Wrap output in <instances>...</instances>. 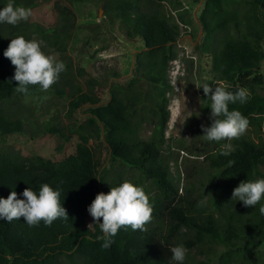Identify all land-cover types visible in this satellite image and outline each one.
Wrapping results in <instances>:
<instances>
[{
	"label": "trees",
	"instance_id": "trees-1",
	"mask_svg": "<svg viewBox=\"0 0 264 264\" xmlns=\"http://www.w3.org/2000/svg\"><path fill=\"white\" fill-rule=\"evenodd\" d=\"M37 2L15 0V4L31 9ZM100 2L105 14L119 22L128 38L138 37L144 43L135 55L136 73L127 84L112 85L108 102L76 86L69 96L70 113L86 106L84 113L89 117L85 125L96 126L98 135V123L103 125L106 160L95 159L88 144L92 134L84 125H80L83 131L76 152L60 161L41 155L24 159L14 150L0 148V196L7 198L14 190L22 194L30 187L38 190L48 183L62 190L61 202L69 214L68 221L57 219L51 226L41 222L30 227L23 217L12 222L0 220V264H61L63 259L69 264H175L170 248L177 245L175 239L181 228L194 232L187 247H201L209 261L216 258L218 264H264V215L259 213L260 205L245 207L232 199L242 181L264 178V133L259 141L246 136L231 140L233 150L228 156L220 154L227 141L207 140L211 146L206 152L208 202L191 208L171 205L178 191L163 154L170 119L168 93L173 89L168 72L170 62L178 56L176 43L182 28L192 24L189 11L179 0ZM167 2L176 17L165 11ZM7 3L0 0V8ZM60 15L53 26L30 18L15 26L0 23V140L25 131L24 122L10 109L24 94L16 92L19 82L12 79L15 66L3 53L11 39L24 36L40 41L45 53L52 50L64 54L75 23L69 8H62ZM197 22L203 34L201 48L212 55L209 85L213 90L217 85L232 91L245 87L250 99L245 104H230V110L238 109L247 117L249 127L262 126L258 114L264 113L260 92L264 86V73L260 71L264 67V0H204ZM79 72L82 74V70ZM72 76L75 72L71 70ZM66 85L65 74H60L50 88L64 94ZM29 87L30 94L44 92L38 86ZM208 95H202L201 108L210 116ZM148 115L154 118V126L150 138L141 139L138 130ZM120 165L125 173L135 171L141 182L148 181L156 188L155 195L144 188L153 205L151 219L167 214L170 218L166 231L147 229L151 219L143 230L121 228L113 238L115 242L105 249L103 241L97 239L102 235L99 225L94 221L93 227L87 224V209L98 193H108L124 181L121 172L113 171ZM217 246L220 251H215Z\"/></svg>",
	"mask_w": 264,
	"mask_h": 264
},
{
	"label": "rangeland",
	"instance_id": "rangeland-1",
	"mask_svg": "<svg viewBox=\"0 0 264 264\" xmlns=\"http://www.w3.org/2000/svg\"><path fill=\"white\" fill-rule=\"evenodd\" d=\"M37 1L30 19L45 26H53L59 22L62 8H69L73 12L75 28L68 41L67 51L64 54L52 50L47 53L65 63L66 71L61 75L65 74L68 85L63 90L66 91L64 94L60 89L49 88L46 92L29 93L15 100L10 109L24 122L25 131L0 140V148L14 150L24 159L41 155L60 161L76 152L79 133L83 131L80 125H84L92 134L88 144L95 159L104 162L107 150L102 142L105 137L103 125L98 123L101 130L99 135L94 131L96 126L85 125L89 117L84 113L86 106L70 113L69 96L76 86L100 98L101 102H108L112 85L127 84L136 73L135 55L144 47V43L138 37L128 38L120 30L119 22L105 14L100 0ZM179 1L189 11L192 24L182 28L176 43L178 56L169 64L168 75L173 89L168 93L170 119L163 154L178 191L171 205L191 208L208 202L206 152L211 146L207 145V139L203 136L202 125L210 126L211 119L201 108L204 91L198 87L209 85L213 78L212 55L201 48L203 34L197 22L204 0ZM165 11L176 17L168 2L165 3ZM71 70L75 72V76L70 78ZM79 70H82V74ZM260 71L264 73V67ZM260 92L264 96V86ZM186 111L192 112L190 118L185 115ZM258 115L262 119V126H250L242 136L259 141L264 133V113ZM153 126L154 118L148 115L139 127V137L149 139ZM54 128L56 129L53 130ZM105 165L109 167L110 162L107 161ZM118 168L119 170L113 168V171L121 172L124 181H132L148 189L150 195L157 193L150 182L140 181L139 173H125L121 165ZM167 204L170 206V201ZM168 216L167 214L165 217L151 219L146 228L154 227L166 231L170 218ZM92 221L88 214L87 224L90 226ZM193 239V231L186 228L178 231L175 239L177 245L183 244L188 249L185 261L188 264H197L200 261L218 264L216 258L209 261L208 253L201 252V247H187V241ZM215 251H220L219 246ZM61 264L69 263L63 259Z\"/></svg>",
	"mask_w": 264,
	"mask_h": 264
},
{
	"label": "clouds",
	"instance_id": "clouds-1",
	"mask_svg": "<svg viewBox=\"0 0 264 264\" xmlns=\"http://www.w3.org/2000/svg\"><path fill=\"white\" fill-rule=\"evenodd\" d=\"M33 15L30 7L15 4V0L0 8V23L17 25L27 21ZM3 55L9 58L15 66L13 80L19 82L16 92L27 95L29 86H38L40 91L46 92L66 71L63 61L56 60L52 55L42 50L40 41L18 36L11 39ZM203 91L210 98V126L202 125L204 137L208 141H227L221 146L220 154L228 156L233 150L230 143L245 134L249 127V120L238 109H231L230 104H245L250 99V93L245 87H237L235 91L217 85L213 90L204 84ZM192 112L186 111L190 118ZM62 190L54 188L48 183L40 185L38 190L26 188L22 194L15 190L7 198L0 196V220L12 222L14 219L24 218L30 227L38 226L41 222L51 226L57 219L65 222L69 220L67 209L61 202ZM22 195L23 198H18ZM233 200L243 202L245 207L260 205L259 213L264 215V178L242 181L233 191ZM88 213L98 224L102 235V247L107 249L115 241L114 237L121 228L131 227L133 231L143 230L146 222L150 221L153 205L144 188L132 181H124L111 187L108 193H98L88 206ZM102 218V222L100 221ZM91 224V225H93ZM90 225V226H91ZM171 260L175 264H184L188 249L183 244L170 248Z\"/></svg>",
	"mask_w": 264,
	"mask_h": 264
},
{
	"label": "water",
	"instance_id": "water-1",
	"mask_svg": "<svg viewBox=\"0 0 264 264\" xmlns=\"http://www.w3.org/2000/svg\"><path fill=\"white\" fill-rule=\"evenodd\" d=\"M100 14H101V11H100Z\"/></svg>",
	"mask_w": 264,
	"mask_h": 264
}]
</instances>
